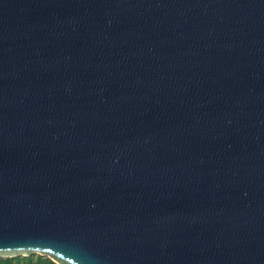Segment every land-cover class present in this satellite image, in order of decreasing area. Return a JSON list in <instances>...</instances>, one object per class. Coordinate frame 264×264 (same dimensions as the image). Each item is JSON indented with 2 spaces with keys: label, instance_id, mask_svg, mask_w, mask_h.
<instances>
[{
  "label": "water",
  "instance_id": "95a60500",
  "mask_svg": "<svg viewBox=\"0 0 264 264\" xmlns=\"http://www.w3.org/2000/svg\"><path fill=\"white\" fill-rule=\"evenodd\" d=\"M0 253L264 264V0H0Z\"/></svg>",
  "mask_w": 264,
  "mask_h": 264
},
{
  "label": "trees",
  "instance_id": "16d2710c",
  "mask_svg": "<svg viewBox=\"0 0 264 264\" xmlns=\"http://www.w3.org/2000/svg\"><path fill=\"white\" fill-rule=\"evenodd\" d=\"M0 261H6L7 264H57L49 257L37 253L30 256L0 258Z\"/></svg>",
  "mask_w": 264,
  "mask_h": 264
},
{
  "label": "snow or ice",
  "instance_id": "6c2138e0",
  "mask_svg": "<svg viewBox=\"0 0 264 264\" xmlns=\"http://www.w3.org/2000/svg\"><path fill=\"white\" fill-rule=\"evenodd\" d=\"M0 255H2V253H0ZM0 264H7L6 261H0Z\"/></svg>",
  "mask_w": 264,
  "mask_h": 264
}]
</instances>
